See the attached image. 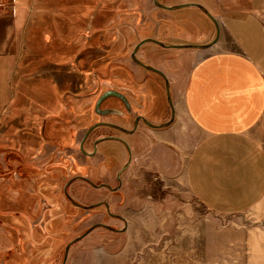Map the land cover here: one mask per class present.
I'll return each instance as SVG.
<instances>
[{
    "label": "rangeland",
    "instance_id": "374dc122",
    "mask_svg": "<svg viewBox=\"0 0 264 264\" xmlns=\"http://www.w3.org/2000/svg\"><path fill=\"white\" fill-rule=\"evenodd\" d=\"M158 1H195L219 20L248 16L257 3ZM29 24L8 81L11 101L0 99V264H264V206L218 213L202 204L188 188L177 149L169 156L160 149L165 126L139 122L129 134L101 124L83 142L92 152L98 139L113 135L131 154L117 139L98 143L93 156L80 148L101 121L132 129L137 114L153 124L171 119L164 76L131 55L147 37L200 43L204 33L208 43L216 35L209 16L197 7L163 9L154 0H36ZM185 49L148 42L135 55L165 72L163 61L173 59L176 68ZM108 89L123 92L131 110L109 97L101 106L118 111L97 113ZM84 177L118 188L95 187ZM101 201L109 208L84 207Z\"/></svg>",
    "mask_w": 264,
    "mask_h": 264
},
{
    "label": "crops",
    "instance_id": "0c3cea01",
    "mask_svg": "<svg viewBox=\"0 0 264 264\" xmlns=\"http://www.w3.org/2000/svg\"><path fill=\"white\" fill-rule=\"evenodd\" d=\"M0 1L4 104L10 100L8 81L16 75L36 0ZM240 1L245 5L250 0L229 3ZM247 13L238 18L229 14L220 23L215 44L183 48L182 58H174L176 68L170 64L173 59L163 61L164 73L173 80L177 118L159 131L160 149L165 156L177 149L188 188L218 213L264 206V0H257ZM206 35L198 34L200 43L208 41Z\"/></svg>",
    "mask_w": 264,
    "mask_h": 264
},
{
    "label": "water",
    "instance_id": "95a60500",
    "mask_svg": "<svg viewBox=\"0 0 264 264\" xmlns=\"http://www.w3.org/2000/svg\"><path fill=\"white\" fill-rule=\"evenodd\" d=\"M155 3L162 7V8H168V9H177V8H183V7H187V6H197L199 8H201L204 12H206L210 17H212L215 21H216V18L215 16L204 6L202 5L201 3H198V2H183V3H179V4H176V5H166V4H163V3H160L158 0H154ZM218 37H219V33H217V35L215 36V38L208 42V43H181V44H165L163 41L159 40V39H156V38H153V37H147L143 40H141L136 46H135V49H134V53L138 50V48L144 44L145 42H148V41H152V42H155V43H158L159 45H162V46H165V47H177V48H187V47H194V48H206V47H209L213 44H215L218 40ZM136 59V57H135ZM136 61L142 65H144L145 67L149 68V69H153L159 73H161L165 79H166V89H167V93H168V99L171 103V106H172V117L169 121L167 122H164V123H161V124H153V123H149L150 125L154 126V127H163V126H168L170 125L173 121H174V105L172 103V99L170 97V86H169V81H168V78L167 76L165 75V73L160 70L159 68L153 66V65H149V64H146L138 59H136ZM109 96H117V97H121L122 99L125 100V96L124 94H122L120 91L116 90V89H108L106 90L101 96L100 98L98 99V102H97V107H99L100 105V102L105 99L106 97H109ZM105 112H110V111H105ZM100 124H109V125H113V126H117L115 124H112V123H106V122H99V123H96L94 124L92 127H90V129L88 130V133H90L96 126L100 125ZM133 130H130V132H132ZM106 138H111V137H106ZM101 140V139H100ZM82 146V145H81ZM126 167V166H125ZM108 186V185H107ZM107 207H108V204H106ZM93 205H87L85 206L86 208H91ZM108 228H112L110 225L108 224H102ZM90 230H92V228H90L89 230H87L85 232V234H87ZM84 235V234H83ZM82 235V236H83ZM70 247V244L67 245V248H66V255H65V260L67 258V255H68V249Z\"/></svg>",
    "mask_w": 264,
    "mask_h": 264
},
{
    "label": "flooded vegetation",
    "instance_id": "af4514ba",
    "mask_svg": "<svg viewBox=\"0 0 264 264\" xmlns=\"http://www.w3.org/2000/svg\"><path fill=\"white\" fill-rule=\"evenodd\" d=\"M155 2V1H154ZM160 7V6H159ZM188 7V6H187ZM193 7V6H192ZM194 7H197V6H194ZM162 8V7H161ZM199 10H201L202 12H204L201 8H199V7H197ZM163 9H168V8H163ZM177 9H179V8H177ZM169 10H175V9H169ZM204 13H206V12H204ZM206 15H208L207 13H206ZM209 16V15H208ZM225 17V16H224ZM209 18H210V20H211V22H212V24H213V26L216 28V35H217V33H218V28H219V26H220V23L221 22H224L225 20H222V18L223 17H221V20H219L218 18H216V21L212 18V17H210L209 16ZM215 35V36H216ZM145 43H148V42H145ZM144 43V44H145ZM143 45V44H142ZM141 45V46H142ZM135 49V48H134ZM137 52V51H136ZM136 52L134 53V51H133V53H132V59L138 64V65H140V66H143V67H145L144 65H142V64H140V63H138L137 61H136V59H138L137 57H136ZM135 57H136V59H135ZM138 60H140V59H138ZM141 61V60H140ZM143 62V61H142ZM146 69H148V70H150V71H155V70H153V69H149V68H147V67H145ZM155 72H157V71H155ZM159 73V72H158ZM161 74V73H160ZM162 75V74H161ZM165 78V77H164ZM165 81H166V79H165ZM167 90V89H166ZM119 91V90H118ZM121 92V91H120ZM122 94H124L123 92H121ZM103 94V93H102ZM101 94V95H102ZM167 95H168V93H167ZM124 96H125V100L124 99H122L121 97H117V96H109V97H116V98H118L123 104H124V107H125V109H126V111H130L131 110V105H130V102H129V100H128V98H127V96L124 94ZM109 97H106L105 99H107V98H109ZM100 98V97H99ZM98 98V99H99ZM105 99H103L101 102H100V105H99V107H97V103H96V105H95V111L97 112V113H99V114H101V115H107V114H111V113H116L118 110L117 109H112V108H104V107H102L101 105H102V102L105 100ZM168 101H169V99H168ZM98 102V101H97ZM169 104L171 105V103H170V101H169ZM171 110H172V106H171ZM105 111H110V112H105ZM101 122H106V123H110V122H107V121H101ZM139 122H143V123H145V124H147L148 126H150V127H154V126H152V125H150L149 123H151L148 119H146V117H144L142 114H137L136 115V117H135V120H134V126H133V128L132 129H127V128H124V127H122V126H119V125H117V126H113V125H110V126H113V127H116V128H118V129H121V130H123V131H126L127 133H129V134H133L136 130H137V126H138V123ZM149 122V123H148ZM99 123V122H98ZM173 123V122H172ZM171 123V124H172ZM112 124H114V123H112ZM170 124V125H171ZM101 125V124H100ZM105 125H109V124H105ZM116 125V124H115ZM169 126V125H168ZM97 127V126H96ZM166 127V126H165ZM154 128H161V127H154ZM90 129V128H89ZM88 129V130H89ZM88 130H87V132L85 133V135H84V137H83V140L81 141V143H80V148L82 149V151L83 152H85L86 154H88V155H94L95 153H96V148H97V144L98 143H100V142H102V141H104V140H108V139H117V140H121L124 144H125V146L127 147V150H128V152H129V154H131V148H130V145L128 144V142L126 141V140H124L123 138H121V137H117V136H113V135H108V136H105V137H103V138H100V139H98L96 142H95V146H94V151H92V152H88V151H86V150H84V148H83V142H84V140L88 137V135L91 133H88ZM130 130H133L132 132H130ZM106 137H111V138H106ZM82 145V146H81ZM130 161V160H129ZM128 164H129V162L127 163V164H125L124 165V167H123V169H125L127 166H128ZM126 166V167H125ZM118 180H120V173L118 174ZM84 179L85 180H87L89 183H91L92 185H94L95 187H97V186H105V187H108V188H110V189H112L113 191L114 190H116L117 188H118V186L117 187H112V186H110L108 183H101V184H95V183H93L91 180H89L88 178H86V177H84ZM73 180H71L70 182H72ZM108 185V186H107ZM66 193V192H65ZM66 195L70 198V200H72L71 199V197L66 193ZM72 203H74L75 205H77V206H82L80 203H78V202H76V201H74V200H72ZM102 203H104L105 204V206L107 207V203L106 202H103V201H101L100 203H96V204H92L93 206H97V205H99V204H102ZM92 206V207H93ZM85 207V206H84ZM86 208V207H85ZM107 208H109V206L107 207ZM67 248V247H66ZM69 250V249H68ZM65 255H66V250H65ZM65 255H64V261H65ZM68 256V255H67Z\"/></svg>",
    "mask_w": 264,
    "mask_h": 264
},
{
    "label": "built area",
    "instance_id": "2783aa9c",
    "mask_svg": "<svg viewBox=\"0 0 264 264\" xmlns=\"http://www.w3.org/2000/svg\"><path fill=\"white\" fill-rule=\"evenodd\" d=\"M1 5H2V3H1V1H0V7H1Z\"/></svg>",
    "mask_w": 264,
    "mask_h": 264
}]
</instances>
